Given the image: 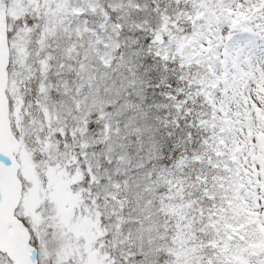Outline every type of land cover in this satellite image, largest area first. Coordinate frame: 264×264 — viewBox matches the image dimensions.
<instances>
[{
	"label": "snow or ice",
	"instance_id": "obj_1",
	"mask_svg": "<svg viewBox=\"0 0 264 264\" xmlns=\"http://www.w3.org/2000/svg\"><path fill=\"white\" fill-rule=\"evenodd\" d=\"M0 264H264V0H0Z\"/></svg>",
	"mask_w": 264,
	"mask_h": 264
}]
</instances>
